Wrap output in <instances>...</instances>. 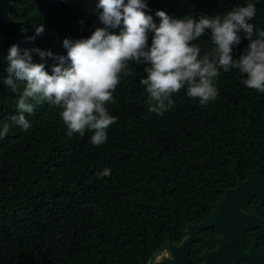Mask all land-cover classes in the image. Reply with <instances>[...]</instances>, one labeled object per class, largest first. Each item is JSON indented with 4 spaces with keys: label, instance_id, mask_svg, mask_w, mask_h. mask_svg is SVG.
Returning <instances> with one entry per match:
<instances>
[{
    "label": "trees",
    "instance_id": "trees-1",
    "mask_svg": "<svg viewBox=\"0 0 264 264\" xmlns=\"http://www.w3.org/2000/svg\"><path fill=\"white\" fill-rule=\"evenodd\" d=\"M145 2L157 24V11L176 18L224 15L252 2L256 15L249 23L264 30V0ZM14 4L11 19L20 23L15 38L21 49L66 56L64 39L88 38L103 26L98 0ZM39 24L45 31L30 42ZM194 43L201 55L212 48L208 33ZM247 44L242 39L233 48L234 58ZM32 55L51 74L54 61ZM129 67L132 74L122 76L114 102L106 105L118 120L100 146L90 143L92 133L69 138L59 110L47 103L24 113L28 131L11 124L19 115V93L3 84L7 72H0V123L10 124L0 140V264H152L168 245H179L189 224L215 210L221 191L245 181L249 172L264 180V93L246 88L237 70H220L215 101L202 106L182 89L173 95L171 110L158 116L148 112L139 84L144 66ZM104 168L111 169L110 177L97 176ZM203 249L193 246L190 264Z\"/></svg>",
    "mask_w": 264,
    "mask_h": 264
},
{
    "label": "clouds",
    "instance_id": "clouds-1",
    "mask_svg": "<svg viewBox=\"0 0 264 264\" xmlns=\"http://www.w3.org/2000/svg\"><path fill=\"white\" fill-rule=\"evenodd\" d=\"M97 8L102 10L98 20L103 26L95 28L88 38L64 39L66 56L18 45L9 48L3 84L12 93H19V115L11 117V124L28 131L31 123L24 113L32 115L36 105L47 103L59 110L69 138L92 133V145L104 144L109 127L118 120L106 105L114 102L113 93L122 76L132 74L130 62L144 66L146 78H140L139 84L147 94L148 112L158 116L171 110L173 95L182 89L202 106L215 101L221 69L225 73L237 70L245 77L241 83L246 88L264 93V30L249 23L256 15L254 3L238 4L224 15L176 18L157 11L158 24L147 14L145 0H98ZM44 31L43 24L34 25V34L27 39L32 42ZM206 33L212 48L201 55L200 44L194 42ZM242 39L248 44L234 58L233 48ZM33 53L42 61H54L51 74L46 63L33 61ZM20 84L24 85L22 91ZM9 130L8 122L0 123V140ZM97 176L110 177L111 169L104 168ZM162 255H167V249Z\"/></svg>",
    "mask_w": 264,
    "mask_h": 264
},
{
    "label": "water",
    "instance_id": "water-1",
    "mask_svg": "<svg viewBox=\"0 0 264 264\" xmlns=\"http://www.w3.org/2000/svg\"><path fill=\"white\" fill-rule=\"evenodd\" d=\"M14 2L0 0V72L7 69L8 48L20 43L15 38L20 23L11 19ZM0 86L3 85L0 83ZM221 194V200L211 215L201 223L188 225L180 245H168L169 258L152 264H188L193 242L200 237V232L212 227L222 236L216 239L215 251L200 255L201 264H264V249L259 253L253 250L245 253L243 248V232L251 227H264V219L242 212L252 199L259 200L264 206V180L257 172H249L245 181H238L235 188L221 191Z\"/></svg>",
    "mask_w": 264,
    "mask_h": 264
},
{
    "label": "flooded vegetation",
    "instance_id": "flooded-vegetation-1",
    "mask_svg": "<svg viewBox=\"0 0 264 264\" xmlns=\"http://www.w3.org/2000/svg\"><path fill=\"white\" fill-rule=\"evenodd\" d=\"M233 188H235V187H233ZM233 188H229V189H233ZM221 196H222V194H221ZM242 212L244 214L253 215L255 217H259V218L264 219V206H261L259 200H257V199H252L248 206H245L244 208H242ZM201 222H196V223H201ZM207 230H209L208 235L203 236V231H205V230L200 232V237L197 238L193 242V245L191 247V251H192V248L194 245L199 246L200 248L204 247V249L201 251V253L198 256V262L196 264H201L200 255L203 252H205V251L212 252V251L216 250V248H217L216 239L221 238V236H222L217 231V229L215 227H212V228L207 229ZM180 243H179V245H180ZM206 247H208V248H206ZM243 248H244L245 253L249 252L250 250H253L254 252H257V253L262 251L264 249V227L257 226V227H251L250 229L245 230L243 232ZM191 251H190V253H191ZM168 258H169V250L167 248V255L163 259H168ZM188 264H190V256H189ZM238 264H247V263L246 262H240Z\"/></svg>",
    "mask_w": 264,
    "mask_h": 264
},
{
    "label": "rangeland",
    "instance_id": "rangeland-1",
    "mask_svg": "<svg viewBox=\"0 0 264 264\" xmlns=\"http://www.w3.org/2000/svg\"><path fill=\"white\" fill-rule=\"evenodd\" d=\"M164 257H165V255H161V256L159 257V259H156L155 261H157V260H162Z\"/></svg>",
    "mask_w": 264,
    "mask_h": 264
}]
</instances>
